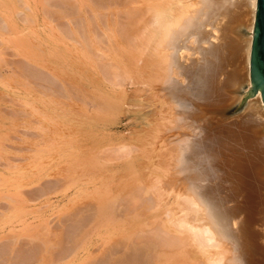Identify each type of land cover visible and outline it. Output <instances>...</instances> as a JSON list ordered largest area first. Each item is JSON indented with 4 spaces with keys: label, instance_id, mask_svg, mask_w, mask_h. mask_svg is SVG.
I'll list each match as a JSON object with an SVG mask.
<instances>
[{
    "label": "rangeland",
    "instance_id": "obj_1",
    "mask_svg": "<svg viewBox=\"0 0 264 264\" xmlns=\"http://www.w3.org/2000/svg\"><path fill=\"white\" fill-rule=\"evenodd\" d=\"M18 1L20 0H0V27L2 26L0 29L5 33L0 34V241L15 238V242L13 241L15 244L19 243V239L24 235V237L33 238L43 235L45 236L44 240H47L46 245L53 244L56 239H59V232L64 230L68 224L70 225V221L63 219V216L68 212L78 211L86 206L93 207L102 202V205H106V200L108 202V199L111 200L120 191L118 195L127 193L132 187L130 184L134 185L132 182L143 183V178H145L146 180H155L161 186L165 196H168L167 202L171 201V197L175 199L179 196L193 199L195 202L197 198L203 201L209 210L208 218L211 219L213 218L210 207L201 198L200 193L205 187H213L215 197L218 198L219 203L221 202V208L230 212L228 215L235 218L237 222L233 228L237 230L241 226L239 235H230L227 228L224 227V223L221 224V230L229 237L231 247L238 259L242 260V264H255V258L264 259L263 250L261 253L255 252L259 247L264 246V203L260 200V198H264V188L257 190L260 186H257V181H255L258 178L264 182V158L251 163L253 159L251 160L248 156L246 159L244 156L242 159H245L241 160L243 165L241 167L239 165L238 172L229 173L227 170L228 161L226 162L227 166L221 163L223 158L224 163V160H228L229 152L222 151L227 154L226 159V156L223 154L221 156L220 152L215 153L216 155L203 153L198 158V154L191 150L196 139L210 136L218 130L234 127V120L242 122L243 116L249 112L246 110L247 103L251 102L250 100H253L259 93V90H252L250 78L248 83L246 75L244 76L247 66V44L249 43L247 38L250 37L247 29L248 24L245 21L248 11L245 7L247 0H210L208 5L214 1V8L210 7L211 5L208 6L212 9L205 13L206 15L197 18L193 30L191 29L189 33H185V36L179 38L176 47L165 49L167 55L165 69L156 68L153 77L136 75V79L139 81L134 84L136 79L131 78L132 83L129 84L130 80H127L123 83L122 89L117 86L112 87L97 72L98 68L93 63V54L99 53L96 56L101 58L104 56L105 61H111L109 63L115 61L119 69L127 68L126 73L130 74L131 69L128 68L130 63L126 61L125 54L115 55L114 60L110 56H105L107 50L104 46L103 49H99L100 51L94 49L91 20L93 18L99 20L97 32H100L102 41L104 36L109 37L107 31L110 29L103 25L102 20L104 18L110 19L109 21L121 19V17L116 18L114 14L110 15L112 13L110 11L114 9L113 4L106 3V5L102 0H63V7L66 11V16L63 17L59 9L56 8L62 7V0H59L60 2L52 0L49 3L46 0ZM139 1L136 0V3L138 4ZM192 2L193 0L189 2L188 6H191ZM71 3H74V9ZM141 3L135 5L134 2L128 6L140 7ZM59 4L61 6H58ZM5 6H8L7 9H9L6 10ZM52 8H56L57 10H55L58 12ZM99 11L104 13L101 15V18L104 17L102 20L97 13ZM17 14L20 16L18 17ZM24 17H28L29 21ZM79 17L84 20L83 23ZM89 19L91 20L89 21ZM75 24L83 27L81 28L82 32H86L83 33L82 39L75 31ZM62 27H68L67 29L71 31L72 35L64 37L61 32ZM129 37L132 38V34ZM85 41H88L87 49ZM212 42L222 45L224 57L214 74L216 85L213 91L199 98L190 91V77L192 73L205 67L208 61L215 60L213 56L205 52ZM124 62H127L128 65H123ZM139 65V63L136 64V67ZM29 66L40 68L41 70H37L47 77L49 76V79H55L57 83H61L63 88L60 89H70L67 90L69 91L68 97L61 96L58 90L53 89L55 86L51 87L46 81L32 78L26 71ZM128 76L132 77V74ZM143 76L147 78L144 82H142ZM232 77L234 78L233 82L230 81ZM65 86L69 87L65 88ZM70 86L72 87L70 88ZM94 90L102 95L114 94L109 91H120L123 94V101L119 103L117 111L96 113L94 103L85 95V99L79 101L78 93L83 95L82 93L85 92V94L91 95ZM73 93L78 95L77 98ZM258 109L252 111V114L249 112L250 119L261 115ZM98 114L100 115L98 116ZM253 130L255 138L262 137L264 124H261L260 127L255 125ZM185 137H188L189 140L182 142ZM116 145L118 146L116 147ZM182 153L184 154L183 161L181 160ZM208 155L213 158H208ZM216 156H219L218 159ZM202 157L205 160H210L209 163L213 164L209 165L208 161L204 162ZM218 160L221 161V164H217ZM214 163L216 164L214 165ZM215 166L218 168L215 169ZM223 166L227 169H224ZM198 167L200 168L198 169ZM198 170H201V173ZM138 172L143 177L128 178L131 174H138ZM202 173L205 174L202 176ZM54 179L59 180L55 181ZM166 182L167 186L171 182L168 190L165 188ZM40 185L47 188V194H38L37 196V193L41 191ZM248 186L255 188L256 195H260V197L257 196L259 198L256 199L255 206L263 205L256 206V210L249 215L246 212V210L248 211L246 203V188ZM124 187L125 189H123ZM173 187L174 189H172ZM43 188L42 191L46 193ZM107 197L109 198L107 199ZM100 198H103L104 201ZM252 198L255 197L252 196L250 199L252 200ZM89 199L93 202L91 203ZM158 206L153 208L154 206L151 207L149 204L148 208L143 210L127 208L113 217L99 218L97 223L90 228L91 230L87 229L88 233H86V229L84 230L86 234L83 233V238L73 253L58 260L56 264H83L89 258L90 262L91 255L94 257L100 250H104L106 246L108 247L121 237L124 238L134 233L139 236L145 235L147 229H144V223L159 221V217L162 216L160 213L163 212L164 205ZM71 209L72 211H70ZM153 218L155 219L153 220ZM248 218L249 223L246 222ZM60 224L61 226H59ZM139 226L141 229H138ZM242 226H244L243 229ZM45 229L49 231H44ZM42 231L45 233L42 234ZM37 232L41 234H37ZM253 232L256 237L251 236L250 233ZM53 233L58 237H55ZM235 238H240L244 247H240ZM49 240L53 242L48 243ZM244 249H246L245 253ZM186 252L191 253L192 251L174 252L175 255L173 252L168 253L160 264H181V262L183 263L182 255ZM247 254L249 257H246ZM49 259L54 260L55 258L49 257ZM246 259L249 260L245 262ZM89 262L86 261L84 264Z\"/></svg>",
    "mask_w": 264,
    "mask_h": 264
},
{
    "label": "bare ground",
    "instance_id": "obj_2",
    "mask_svg": "<svg viewBox=\"0 0 264 264\" xmlns=\"http://www.w3.org/2000/svg\"><path fill=\"white\" fill-rule=\"evenodd\" d=\"M20 1H18V2H20ZM46 1H47V3H49L52 0H46ZM53 1L55 2V0H53ZM56 1H59V0H56ZM102 1L105 4L106 3L113 4L114 5V9L113 10L114 11L112 10V11H110L112 13H110V12H108V13H110V15L114 14L116 18H120L121 17V19H118V20L115 19V20L109 21L110 19L107 20L103 16L102 17L104 19L101 18V15L104 14V13H101L100 11L97 12L99 14L101 20L103 19L102 20V22L104 23L103 25H105V27H109V29H110V30L107 31L109 37L104 36V40L103 41L100 39L101 38L100 32H97L98 28H99V23H98L99 20L96 19V18H93V17H92L93 20L89 19V21L90 20L92 21L91 22V27H92V32H93L92 33L93 34V41L95 43L94 44L95 45L94 49H96V50L103 49L102 47L104 46V48H106V50H107V52H106L107 54H105V56L106 57L110 56V58H113L115 55H118V54H120V55L125 54L126 61L128 63H130V64L128 65L127 62H124L123 65H125V66L128 65V68L131 69L129 73L132 74V77H129L128 75H130V74L126 73L127 72V68L126 69H121V68L119 69V67L115 64V61L112 62V63H109V62H111L110 60L105 61L104 60L105 57L101 53L100 54L103 56V58L96 56L99 53H97L96 55L93 54V56H94V62L93 63L98 68L97 72H99L101 74V76L112 87H116L117 86L120 89H122L123 83H125L127 80H130V81H128L129 84L132 83L133 80H131V78L132 79L133 78L136 79V75H138V76L145 75L147 77H153L156 68L162 69V70L165 69V66L167 65V55L165 53V49L171 48L172 46L176 47L178 39L183 37V36H185V33H189L191 31V29L194 28L193 25L196 23L197 18L198 17L200 18L201 15H206L205 13H207L210 9H212V8H208V6L211 5L210 7H213L214 4H215V3H213L214 1H212L213 5L211 3H209L210 5H208V2L210 0H193L191 6H188L189 2L191 0H143V2H145V3H143L142 0L141 1L138 0L139 3L142 2L141 3L142 6L140 5V7H137V6L132 7V6H128V5L132 4V3L134 4V2H135V5H139V3L137 4L136 0H102ZM62 3H63V0H62ZM222 3H223V1H222ZM246 3H247V6H245V7H247L248 11H247V14L245 16V18H246L245 21L248 24L247 25V27H248L247 29H248V34H250L249 35L250 37L247 38L249 43L247 44L248 45L247 46V58H246L247 66H246V69H245L246 73H244V76L246 75L245 78H246L247 82L249 83V56H250L249 53H250V48H251L252 29H253V21H254L255 12L252 10L249 0H247ZM23 4H25V3H23ZM71 4H73V5H71ZM71 4L70 5L73 7L74 3H71ZM66 5H67V3H66ZM82 5H84V4H82ZM25 6L26 5H24L23 7H25ZM58 6H61V5L59 4ZM63 6H64V3L62 5V7ZM7 7H6V10L9 9V8L7 9ZM62 7L61 8L56 7V8L59 9V12L64 17L66 11L64 10L65 7H63V8ZM66 7H68V6H66ZM111 7H113V6H111ZM41 8H42V6H41ZM55 9H53V10H55ZM73 9H74V7H73ZM222 9H223V7H222ZM45 11H46V9H45ZM16 12H17V10H16ZM46 12H48V10ZM56 12H58V11H56ZM76 13H78V12H76ZM110 15H108V16H110ZM17 16H18V14H17ZM19 16H20V14H19ZM59 16H61V15H59ZM219 16H220V14H219ZM27 18H25V19L27 20ZM90 18H91V16H90ZM109 18H111V16ZM113 18H114V16H113ZM242 18L245 19L244 17H242ZM80 20L83 23L84 20H82L81 18H80ZM28 21H29V18H28ZM75 25H76V30H75V28H74V30L76 31V33H78V35L82 39V35H83L84 31L82 32L83 29H81V28H83V27H79L77 24H75ZM220 25H221V22H220ZM6 27H8V26H6ZM67 28L68 27H62L61 28V32L63 33V34L62 33L61 34L64 35V37H70L72 35L71 31L68 30ZM221 31H222V29H221ZM2 32H1V29H0V34ZM101 33H103V32H101ZM105 33H104V35H105ZM69 34H70V36H68ZM131 34L133 36L132 38L129 37V35H131ZM201 35H199V36H201ZM127 37H129L130 40H128L129 38L127 39ZM83 39L86 40L88 38H83ZM76 42H77V44H79L78 41H76ZM87 42L86 41L84 42V43H86L85 44L86 45V49H87ZM244 42H245V40H244ZM89 47H90V49H92L91 46H89ZM205 52H207V54H210L211 56H213L215 60L213 59L214 61H208L205 67H202L197 72L192 73L191 77H190V85H189V88L191 89L190 91L196 97H199V98L200 97H204V96L208 95L209 93H211V91H213V89H214V87L216 85V81L214 79V77H215L214 74L216 72V69L219 67L220 62L223 61V57H224L223 53H222L223 52L222 45H220L219 43L212 42L210 44L209 48L205 49ZM91 53H93V52H91ZM244 57H245V55H244ZM4 59L6 60V58H4ZM138 63L140 65H139V67H136V64H138ZM233 64H232V66H233ZM34 67H36V66H34ZM244 68L242 69L243 71H244ZM37 69H40V68H38V67L37 68H33V67L29 66V67L26 68V71L32 78L42 79V80L46 81L48 83V85H50L51 87L55 86V87H53V89L55 88L56 90H58L59 94L61 96H67L68 97V95H69L68 92L69 91H67V90H70V89H67V90L66 89H60V88H63L61 86V83H57L55 79L54 80L49 79L48 78L49 76L47 77L46 75H44L41 71H39ZM232 75H234V74H232ZM145 76L142 77V79H143L142 82H144V80L147 79ZM233 77H232V79L230 81H232L234 79ZM134 81H135L134 84H136V82L139 81V80L136 79ZM126 84H124V85H126ZM66 85H68V84H66ZM68 87L65 86V88H68ZM71 87L72 86H70V88ZM144 87H146V86H144ZM256 90H259V89H256ZM47 92H49V91H47ZM75 92L77 93V90ZM93 92L94 93L91 92V95L89 93H88L89 95L85 94V92L84 93L81 92L83 95L78 93V95H79L78 99L80 101L85 96H88L90 98L91 102L94 103V107H96V111H97L96 113H103V112H107V111H110V110H114V111L116 110L117 111V109L119 108V103H121V101H123V94L120 91H115V90L114 91H109L110 93L114 92V94H105V95H102V93L98 94V93H96L95 90ZM192 93H190V94H192ZM78 95H75V97L78 96ZM88 97H86V98H88ZM88 99H86V101ZM173 100H176V99H173ZM86 101H84V102H86ZM250 101L251 102L247 103V106H246L247 109L246 110H248L252 114V111H254V110L259 108L258 110H260V114L261 115H259L258 117L255 116L253 119H250V116H249L250 113L248 112V113L245 114L246 116H243L242 122H238V120L237 121L234 120L235 121V124L233 123L234 127L223 129L221 131L218 130V131L212 133L210 136L207 135V137L203 136V137H200V138L196 139L195 142L193 143V147L191 148V150L198 154V156H197L198 158L200 157L199 155L200 154L203 155V153L204 154H206V153H214V154L216 153V154H218L217 152H220V155L221 154L225 155L226 156L225 159H226L227 158V154H225V152L226 153L229 152L228 155L230 154V156L227 158L228 160H224L225 163L223 162L224 158L221 160L222 162L219 161V160H218L219 163L216 162L217 164L223 163L224 166H227L226 162L228 161V163H227L228 164V169L226 167H224V166H223V168L224 169L226 168L229 171V173L234 172V171L238 172L237 169H238L239 165H240V167H241V165H243V164H241L242 163L241 160H244L245 158L247 159L248 157H250L251 160L253 159V162H251V163H254L256 161H260V160H262L264 158V156H263V154H264V135L262 137L255 138V135H254L255 132L252 133V131H254L253 129H254L255 125H259V127H260L261 124L262 125L264 124V105H263V103L261 101L260 90H259V93L256 95V97L253 100H250ZM202 104H204V103H202ZM189 113H190V111H189ZM19 115H21V114H19ZM99 115L100 114H98V116ZM157 125H158V121H157ZM154 134H156V133H154ZM10 136H12V135H10ZM208 136H209V138H208ZM156 138H157V135H156ZM126 145H128V144H126ZM117 146L118 145H116V147ZM156 147H157V145H156ZM222 151H225V152L223 153ZM113 152H114V150H113ZM191 155H193V154H191ZM126 156H128V155H126ZM219 156H216L217 159H218ZM244 156H245V158L242 159ZM246 156H248V157H246ZM204 157H205V155H204ZM204 157H202V158L204 159ZM210 157L211 156H209L208 158H210ZM97 158L99 160V157H97ZM191 158H192V156H191ZM211 158H213V156ZM117 159H118V157H117ZM214 160H216V159H214ZM214 160H213V162H214ZM108 161H110V160H108ZM205 161H208V159L207 160L204 159V162ZM211 161H212V159H211ZM209 162H210V160L207 163H209ZM216 163H214V165ZM212 164L209 163V165H212ZM196 165H198V164H196ZM199 165H201V164H199ZM218 166H215V169L218 168ZM201 167H202V165H201ZM199 168L200 167H198V169ZM221 168H222V166H221ZM141 169L142 168H140V170ZM211 169H212V166H211ZM215 169H214V171H215ZM198 171H199V173H201L200 172L201 170H198ZM135 173L131 174L128 178H131V179L134 178L135 179L138 176H142L143 177V175H140L139 172H138V174H135ZM151 173H152V171H151ZM203 174H205V173H202V176H203ZM213 174L214 173H212V175ZM258 174L260 175V173H258ZM163 178H164V176H163ZM44 180H43V182H44ZM54 180L58 181L59 179L58 180L54 179ZM128 180H130V179H128ZM255 181H257V186H260V187L257 188V190H262L264 188L263 180L260 181L258 178H256ZM133 183H134V185L130 184V186H132V187L129 188L127 193H124L123 195H118L121 192L120 191L119 193H117L115 195L116 197L115 196L112 197L110 195L113 200L112 199L110 200V199H108L109 197H107L108 202L105 199L106 200L105 202L107 203V204L105 203L106 205H102L103 204V202H102V203L97 204V205H95L93 207L92 206H89V207L86 206V207H82L78 211L75 210L74 212H68L67 214L65 213L66 215H64L63 216L64 218L63 217L62 218L68 220V222L70 221L69 222L70 225L69 224H68V226L66 225L67 227L64 228V230H62V231L59 230L61 232V233L59 232V239L55 238L56 242L53 243V244L50 243V241H52V240H49L48 243H50V244L47 243L48 245H46L45 242L47 240L46 241L44 240L43 237H45V236H43V235H39V237H37L38 235L37 236L35 235L36 238L30 237V236L29 237H27V236L24 237L25 235L24 236L21 235L22 237L19 239V243H15V244H14L15 238L7 239V240L6 239H2L0 241V264H56V262L58 260H60V259L62 260L63 258H66L68 255L73 253V251L78 246V243L82 240L83 233L84 234L88 233L89 230L87 231V229H90L92 226H94L97 223V221L99 220V218H101V217H107V218L113 217L116 214L120 213V211L125 210L127 208L143 210L145 208H148L149 204L151 205V207L154 206L153 208H155L157 205H159L158 207H161L162 204L164 206H163V212L160 213L162 216L159 217V219H160L159 221H156V222L152 221L151 223H147V224L144 223L145 226H143V227H145L144 229H147V230H145V233H146L145 235L139 236L136 233H134V234L131 233L132 235L124 237V238L121 237V239L118 237L119 239L117 241L114 240L115 241L114 243L108 245V247L106 246L107 248L105 247L104 250L103 249H102V251L100 250L97 255H94V257H93V255H91V257H92L91 261L89 262L90 258L88 260H86L87 262H89L88 264H160V262L162 260H164L163 258L166 257V255L168 253H171V252H173V253L174 252L181 253V252L188 251V250L192 251L193 253L192 252L191 253L190 252L189 253H187V252L184 253L182 255L183 263L181 262V264H209V259L212 258V257H219L220 259H223V254L221 253L219 246H216L213 249H207V248L203 247V240L204 239H207V243H208L209 246H211L213 244V239L211 238L210 234H208L207 236H205L203 238H194L193 237L192 234L197 231L195 225H202L203 223H205L206 219H211V218H208V217H204L203 215H199L198 212L192 211V209H194L196 207V202L193 199L179 196V197H176L175 199L172 198V197H171V199L168 198L171 201L168 200L169 202H167L166 199H167L168 196L167 197L165 196L164 190H162L160 188L161 186H159L158 183L155 180H152V179H147L146 180L145 178H143V183L140 182V183H136L135 184V181L132 182V184ZM44 184H46V183H44ZM165 184H166L165 185L166 189L168 188L169 185L171 186V182L169 183L168 186H167V182ZM42 186H41V191H42V188H43ZM50 186H52V185H50ZM245 186H246V184H245ZM34 187H32V188H34ZM36 187H37V185H36ZM127 187H128V185H127ZM57 188H58V186H57ZM46 189L43 188V190H46ZM53 189L55 190L56 188H53ZM123 189H125V187ZM172 189H174V187ZM23 190H18V191L24 192ZM27 190H29V188H27ZM50 191H52V190L50 189ZM122 191H124V190H122ZM40 192L37 193V191H36L37 196H38V194H40V195L47 194V190H46V193H45V191L44 192L42 191V194ZM246 192H247V202L246 203L248 205V211L246 210V212L249 215L252 211H255L256 210V206L259 205V204H257L255 206V202H256V199H258L260 197V195L259 194L256 195V192H257L256 189L253 188V187H249V186L246 188ZM25 193H27V192H25ZM32 195H31V197H32ZM37 196H36V198H37ZM200 196L209 205L210 213L212 214V218L213 219L218 221V223L220 225L224 223V225H225L224 227L227 228V231H228V233L230 235H233V234L239 235L240 234L239 233V228H241V226H239V228L237 230H235L233 228L237 224V222H236L235 218L233 219L232 217H230L228 215V213H230V212H227L226 209L221 208V205H220L221 202L219 203L218 198L215 197L213 187L212 188H210V187L203 188L201 190ZM252 196H254L255 198H252V200H251L250 198ZM257 196H259V197H257ZM8 197L10 198V196H8ZM34 199H35V197H34ZM100 200L104 201L103 198H100ZM260 200H262V203H264V198L263 199L260 198ZM83 202L85 203V201H83ZM90 202H91V200H90ZM260 205L263 206L262 204H260ZM260 205H259V207H260ZM72 207H74V206H72ZM153 208H151V209H153ZM70 211H72V209ZM161 211H162V208H161ZM161 211H159V212H161ZM147 212H149V211H147ZM127 214H129V213H127ZM153 215L155 216V214H153ZM248 215H247V217H248ZM252 217H254V216H252ZM237 218H238V216H237ZM154 219L155 218H153V220ZM111 220H113V219H111ZM60 221H62V220L60 219ZM249 221L250 220L248 218V220L246 222L249 223ZM56 222H58V221H56ZM143 222H144V220H143ZM58 223H60V222H58ZM43 225H44V223H43ZM142 225H143V223H142ZM59 226H61V224ZM243 227L244 226H242V229H243ZM148 228H150V229H148ZM85 229L87 231V232L85 231L86 233L84 232ZM138 229H141L140 226H139ZM144 229L142 228L143 231H144ZM36 230H38V229H36ZM46 230L47 229H45L44 231H46ZM44 231H42V234H43ZM47 231H49V230H47ZM37 234H41V233L37 232ZM53 234H55V233H53ZM62 234H63L64 237L61 236ZM250 234H251V236H255L256 237L254 232L250 233ZM56 235L57 234H55V237H58ZM4 236H2V237H4ZM47 237H46V239H47ZM235 239L238 240L237 243H238V245L240 247L243 246L241 241H240V238L239 239L235 238ZM198 243L200 244V247L197 246ZM248 244H249V242H248ZM245 250L246 249L243 250L244 253L246 252ZM261 250L264 251V246L259 247L257 250H255V252L257 251V253H261ZM90 253H91V251H90ZM247 253H249L248 250H247ZM174 255H175V253H174ZM171 256H173V255H171ZM202 256H204V257H202ZM245 256H243V257L245 258ZM49 257L50 258L54 257L55 259L52 260V259H49ZM246 257H249V254H247ZM258 257H259V255H258ZM244 258H242V259H244ZM200 259H203V260H200ZM248 260L249 259H246L244 261L247 262ZM86 261H84V263ZM254 263L255 264H264V259H256L255 258L254 259Z\"/></svg>",
    "mask_w": 264,
    "mask_h": 264
},
{
    "label": "clouds",
    "instance_id": "obj_3",
    "mask_svg": "<svg viewBox=\"0 0 264 264\" xmlns=\"http://www.w3.org/2000/svg\"><path fill=\"white\" fill-rule=\"evenodd\" d=\"M252 10L258 11L257 0H249ZM189 138L185 137L182 142L188 141ZM129 150V148H128ZM184 154H181V160L183 161ZM191 192V189H189ZM194 212H198L199 215L205 217L209 216V210L206 208L203 201L196 199V207L192 209ZM197 231L192 235L194 238H203L210 234L213 239V244L208 245L207 239L203 240V247L207 249H213L216 246H219L221 253L223 254V259L219 257H212L209 259V264H242V260H239L236 254L234 253L229 237L226 233L222 232V226L215 219H206L205 223L202 225H195ZM200 247V244H197Z\"/></svg>",
    "mask_w": 264,
    "mask_h": 264
},
{
    "label": "water",
    "instance_id": "obj_4",
    "mask_svg": "<svg viewBox=\"0 0 264 264\" xmlns=\"http://www.w3.org/2000/svg\"><path fill=\"white\" fill-rule=\"evenodd\" d=\"M257 5L258 11L254 14L249 56V78L252 90H260L264 105V0H257Z\"/></svg>",
    "mask_w": 264,
    "mask_h": 264
}]
</instances>
